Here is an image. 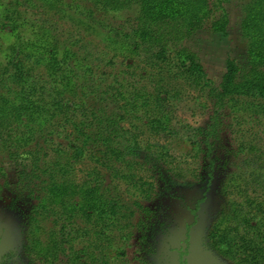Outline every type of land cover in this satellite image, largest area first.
<instances>
[{
	"label": "trees",
	"instance_id": "1",
	"mask_svg": "<svg viewBox=\"0 0 264 264\" xmlns=\"http://www.w3.org/2000/svg\"><path fill=\"white\" fill-rule=\"evenodd\" d=\"M232 1L0 0V146L17 156L38 137H65L67 128H73L124 166L123 170L107 168L148 201L159 186L139 174L146 170L142 163L125 160V150L137 144L145 130L152 134L166 131L170 122L167 103L179 95L183 82L210 103L208 122L189 155L195 167L176 164L165 152L157 154L160 167L176 180L191 179L200 185L202 195L194 211L220 175L219 191L225 202L208 229V246L233 264H264V139L254 133L252 141L240 139L236 146L223 145L233 126L264 124V0H251L244 7L240 29L246 43L245 62L240 65L228 58L217 85L207 78L198 55L183 46L193 32L204 28L225 36L229 24L226 5ZM130 10L136 15L128 31L97 16ZM59 21L77 31L73 39H80L79 32L100 33L114 57L130 60L125 64L127 71L103 70L100 62L105 53L98 58L83 53L82 48H88L83 39L61 40ZM114 57L108 64H113ZM89 97L119 102L122 114L116 120L85 111L83 120L71 119V107L84 111V99ZM120 120L129 127H120ZM87 129H93V134ZM220 149L224 152L217 156ZM53 152L55 156L43 162L41 151H26L29 170L18 174L12 185L5 182L15 200L41 195L30 207L23 229V248L30 262L52 264L58 257L54 238L49 236L51 242L46 243L41 240L45 232L41 221L51 220L64 228L77 220L94 230L97 241L117 252L112 258L115 263L131 247V227H135L136 261L149 264L143 254L151 252L149 240L159 224L156 213L135 200L138 219L129 225L122 205L107 195L98 167L86 170L78 182L76 161L59 150ZM153 173L164 186L162 172L153 169ZM85 248L71 245L67 264L86 258ZM89 259L91 263L86 264L98 260L92 255Z\"/></svg>",
	"mask_w": 264,
	"mask_h": 264
},
{
	"label": "rangeland",
	"instance_id": "2",
	"mask_svg": "<svg viewBox=\"0 0 264 264\" xmlns=\"http://www.w3.org/2000/svg\"><path fill=\"white\" fill-rule=\"evenodd\" d=\"M249 2L251 0H233L226 5L229 24L225 36L212 34L204 28L193 32L183 42L186 49L198 55L207 78L213 85L220 82L228 58L235 59L240 65L245 62L246 43L241 34L240 24L244 7ZM135 13V10H130L115 15L98 13L97 16L116 29L128 31L134 26ZM31 15L36 16V13L32 12ZM58 25L63 29L61 40L76 37L77 31L74 29L71 31L68 22L59 21ZM79 34H82L80 39L73 40H85L88 48L84 50L82 48L83 53L91 52L95 58L103 56L101 52L105 53L100 62L103 70L108 73L127 71L125 64L130 60L123 59L120 55L114 57L113 52L106 48L107 42L103 40L100 33L79 32ZM79 45L80 43L77 45L78 48ZM112 57H114L113 64H108V60ZM180 87L182 90H179V95L170 97L167 103L170 122L166 131L152 134L145 130L137 138V144H129L125 150V160L142 163L144 166L142 169L146 170L139 174L148 182H154L156 187L159 186L157 188L159 192L156 194L152 192L148 201L138 195L128 183L115 178L107 168L113 166L123 170L124 166L106 156L104 149L98 143L79 136L73 128H67L65 137L48 135L38 137L24 151H41L43 162L55 156L53 151H61L64 156L76 161L75 174L78 182L81 181L86 170L93 166L98 167L104 179L107 195L119 201L122 205V214L128 218L124 221L131 226L136 224L138 219L133 201L137 200L152 209L156 213L159 224L156 225L152 238L149 240L151 252L143 254L149 264H233L217 256L207 242L208 229L225 202L219 191L220 175L213 181L211 188L194 211V203L202 195L200 185L191 179L176 180L166 172V168L160 167L157 158L158 153L165 152L174 159L176 164L180 163L183 167H195L191 164L189 155L194 142L201 138L202 130L208 122L210 103L203 94L197 93L183 82ZM84 103V111L72 110L73 107H71L68 113L71 119L77 122L83 120L82 114L85 111H93L99 116L112 117L116 120L122 114L119 102L89 97L84 99ZM119 125L123 128L129 127L127 121L123 120L119 121ZM231 130V133L225 135L223 142L225 146L230 144L236 146L240 139L251 138L252 141L254 133L264 139V124L258 127L255 122H248L233 126ZM86 132L92 135L94 131L87 129ZM25 152L13 156L6 148L0 146V264H40L37 261L30 262V257L24 252L23 229L30 207L38 202L37 198L41 195L37 194V198L32 200H15L14 195L5 187V182L12 185L16 182L18 174L29 170L30 161ZM223 152L224 150L220 149L216 154L220 156ZM144 162L147 163L144 165ZM153 169L162 172L164 186L154 178ZM41 223L45 227L41 240L46 243L51 240L49 236H52L57 245L58 257L52 264H67L71 245L74 249L86 247V258L78 264L91 263L89 255L98 258L96 264H103L99 262V259H104L105 264H138L135 258L137 254L134 252L138 237L135 227H131L133 232L131 247L128 246L125 256L120 257L119 262L115 263L112 258L117 252L107 247L104 242L97 241L94 230L90 226L87 227L77 220L75 224H65L64 228H61L60 223L54 225L51 220H44Z\"/></svg>",
	"mask_w": 264,
	"mask_h": 264
}]
</instances>
